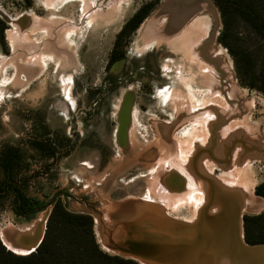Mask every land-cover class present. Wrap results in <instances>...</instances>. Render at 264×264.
Returning a JSON list of instances; mask_svg holds the SVG:
<instances>
[{
	"label": "rangeland",
	"instance_id": "obj_1",
	"mask_svg": "<svg viewBox=\"0 0 264 264\" xmlns=\"http://www.w3.org/2000/svg\"><path fill=\"white\" fill-rule=\"evenodd\" d=\"M165 1L0 0V238L11 229L31 241L61 205L92 217L104 253L142 264L111 249L110 232L122 242L126 221L149 210L196 224L212 190L196 176L194 159L219 195L238 192L240 201L243 192L256 195L264 183V94L241 84L220 42L229 34L224 41L250 52L259 70L264 42L246 23L228 20L225 31L210 0L211 58H221L230 77L215 76L224 79L221 100L208 99L211 90L179 60L170 62L168 46H141L136 32L120 39V60L111 62L134 13L146 5L153 13ZM255 1L264 12V0ZM156 20L146 25L147 35ZM252 193L251 201L246 196L250 212L240 207L243 220L264 208ZM218 194L209 216L221 212ZM242 228L244 233V221Z\"/></svg>",
	"mask_w": 264,
	"mask_h": 264
},
{
	"label": "water",
	"instance_id": "obj_2",
	"mask_svg": "<svg viewBox=\"0 0 264 264\" xmlns=\"http://www.w3.org/2000/svg\"><path fill=\"white\" fill-rule=\"evenodd\" d=\"M209 13L213 19L212 8ZM193 169L197 177L210 184L212 190L210 203L203 209L196 224L161 219L155 215V211L149 210L139 218L126 221L125 238L122 242L115 243L112 231L110 232L111 249L142 264H221V260L225 258L229 260V264H242L245 255L258 252L264 255V244L250 245L245 241L241 224L244 221L241 214L244 202L236 197L240 194L237 192L233 197L228 193L219 195L213 187V181L200 173L195 159ZM12 184L16 186L15 182ZM217 194L221 200V212L216 216H209V208L214 204ZM39 235L38 244L32 252H26V255L34 253L42 243L45 232ZM30 236L31 241L18 237L23 243L20 249L27 248L38 239L35 234Z\"/></svg>",
	"mask_w": 264,
	"mask_h": 264
},
{
	"label": "trees",
	"instance_id": "obj_3",
	"mask_svg": "<svg viewBox=\"0 0 264 264\" xmlns=\"http://www.w3.org/2000/svg\"><path fill=\"white\" fill-rule=\"evenodd\" d=\"M224 20L225 31L228 20L240 19L264 42V12L255 0H213ZM153 7L146 5L126 24L119 40L128 31L138 30L149 16ZM0 33L4 26L0 23ZM229 34L224 33L220 40L235 61L239 80L243 86L264 94V64L257 70L254 56L243 50H233L225 41ZM117 42V44H118ZM115 50L113 59L116 60ZM256 196L264 198V184L257 188ZM257 235V236H256ZM245 241L250 245L264 244V214L244 217ZM0 264H137L131 260L110 256L104 253L96 242L94 222L91 216L74 214L63 206L53 209L44 238L38 249L25 256L9 251L0 239Z\"/></svg>",
	"mask_w": 264,
	"mask_h": 264
},
{
	"label": "crops",
	"instance_id": "obj_4",
	"mask_svg": "<svg viewBox=\"0 0 264 264\" xmlns=\"http://www.w3.org/2000/svg\"><path fill=\"white\" fill-rule=\"evenodd\" d=\"M181 1L183 2L180 3ZM206 3L205 0H167L156 11L149 14L136 33H138L141 46L146 47L151 42L161 43V45H164L163 47L168 46V49L172 52L170 62L174 63V61L179 60L181 65H185V69L188 73L196 75L195 77L198 81V85L205 87L207 90H211L209 93L211 95L208 99L221 100L223 94H221V91L220 93L218 91L220 85L218 82L219 80L216 78L217 73L212 69L213 66L211 63L202 60L204 58V53L201 54V47L210 34L212 18L211 15L207 14L209 12L204 15H196L197 12H204ZM183 4H188L190 8L193 7L194 12L184 15L183 12L186 8L183 11L181 10V8L183 9ZM134 14H136V12ZM155 16H157V20L156 22H153V25L151 26L152 30L150 34L147 35L145 33V27L152 22L151 20ZM116 19H119V15H116ZM168 28L170 29L171 34L166 32ZM190 63H193L194 65L192 68L188 69V64ZM204 64L208 65L209 68L206 67L207 69L204 68V70L198 69L203 68ZM190 69L193 72H189L188 70ZM236 94L237 93H234L235 96ZM202 95L203 96L201 97L204 99V94L202 93ZM246 196H248L249 201H251V193ZM258 200L264 203V198L259 197ZM257 203L259 202H256V204ZM261 214H264V208L260 212L251 213L250 216H258ZM8 232L10 237L13 238L12 241L15 246L18 248L22 247V240L20 241L18 236H14V230L10 229Z\"/></svg>",
	"mask_w": 264,
	"mask_h": 264
},
{
	"label": "bare ground",
	"instance_id": "obj_5",
	"mask_svg": "<svg viewBox=\"0 0 264 264\" xmlns=\"http://www.w3.org/2000/svg\"><path fill=\"white\" fill-rule=\"evenodd\" d=\"M207 3H206V6H205V8H204V12L205 13H207V12H209V10L212 8L213 9V6H212V4H211V1L210 0H205ZM183 1H181L180 3H182ZM182 5V4H181ZM186 8V10H184ZM181 10L183 11L184 10V15H186V14H189V13H193L194 12V8L193 7H189V5L188 4H183V9L181 8ZM208 10V11H207ZM207 14H209L210 15V13H207ZM157 17L155 16L153 19H156ZM216 19H218L217 18V16H216ZM213 20V19H212ZM217 22H218V20H217ZM216 22V23H217ZM205 26H206V24H205ZM211 27H212V24H211ZM211 29V28H210ZM168 34H171V31H170V29L168 28V30L166 31ZM166 33V34H167ZM201 33V32H200ZM211 35V32H210V34H209V40H207V42L205 41V43L202 45V53L201 54H203L204 53V58L202 59V60H204V61H207V62H209V63H211V65L212 66H214L215 67V72L218 74V75H220L221 77H223V74H224V78H230L228 75H227V73L225 72V71H222L223 70V68H222V66H223V62H222V60H221V58H218V59H216V60H212V58H211V55H212V53L214 52V49H215V40L214 39H210V36ZM208 52V53H207ZM211 58V59H210ZM214 69V68H213ZM225 80H227V79H225ZM219 85H222V87H225V84L224 83H220V81H219ZM228 90V89H227ZM225 91H223V93H224ZM230 94H232V93H230ZM140 161H142V162H146V161H144V160H141L140 159ZM247 192L248 193H250L251 191H246V192H243L242 193V195H243V199H244V204H243V211H246V212H248L249 211V209H251L250 207H248L247 206V204H246V194H247ZM252 193V192H251ZM253 194V193H252ZM254 195V194H253ZM254 198L256 199V200H258V196H255L254 195ZM259 201V200H258ZM262 202V201H261ZM248 203H250V202H248ZM263 203V202H262ZM264 204V203H263ZM250 212V211H249ZM260 212V211H259ZM256 213V212H255ZM47 216H48V212L46 211L45 212V214L40 218V220H39V222L42 224V226L44 225V223L46 222V220H47ZM241 224H242V222H241ZM39 236H41V235H39ZM37 238H38V236H37ZM1 240H2V242H3V244L9 249V250H12V251H14V252H17L18 254H23L22 252H24V253H26V252H32L33 251V249L36 247V244H38V240H39V238L37 239V240H35L32 244L30 243L29 244V246L27 247V248H23L22 250H20V248H18L17 246H15V244H14V242L12 241L13 240V238H11L10 237V235H9V232L8 231H5V232H3L2 234H1ZM221 264H229V260L228 259H223V260H221ZM242 264H264V255H261V254H259V252H258V254L257 253H250V255H245V258H244V261H242Z\"/></svg>",
	"mask_w": 264,
	"mask_h": 264
},
{
	"label": "flooded vegetation",
	"instance_id": "obj_6",
	"mask_svg": "<svg viewBox=\"0 0 264 264\" xmlns=\"http://www.w3.org/2000/svg\"><path fill=\"white\" fill-rule=\"evenodd\" d=\"M137 14V13H136ZM135 14V15H136ZM134 15V16H135ZM123 31V30H122ZM121 31V32H122ZM136 32V31H135ZM135 32H131V33H135ZM120 35H121V33H120ZM119 35V36H120ZM119 36H118V38H119ZM118 38H117V42H118ZM120 41V40H119ZM117 42H116V44H115V47H114V51H113V54H112V57H111V62H117L118 60H120V57L118 56V44H117ZM119 43V42H118ZM115 50H116V53H117V58H116V60L115 59H113V56H114V53H115ZM13 183V182H12ZM11 183V187H12V191H13V193L14 194H16V196L18 197V204H19V208L20 209H22V199H21V197H20V195H19V193L17 192V190H16V186L14 187L13 186V184ZM16 183V182H15ZM264 184V183H263ZM263 184H261L260 186H262ZM259 186V187H260ZM6 189H7V186H5L4 187V190L1 192V194H3L5 191H6ZM56 200V199H55Z\"/></svg>",
	"mask_w": 264,
	"mask_h": 264
}]
</instances>
